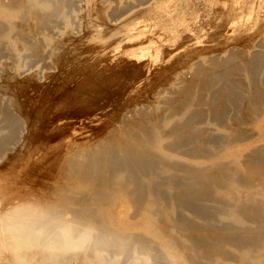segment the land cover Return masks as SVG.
<instances>
[{
  "label": "bare ground",
  "instance_id": "6f19581e",
  "mask_svg": "<svg viewBox=\"0 0 264 264\" xmlns=\"http://www.w3.org/2000/svg\"><path fill=\"white\" fill-rule=\"evenodd\" d=\"M77 1L0 0V158L26 128L4 84L40 68L1 57L44 64ZM258 34L200 56L151 107L71 152L61 169L70 182L51 199L0 205V264H264V27Z\"/></svg>",
  "mask_w": 264,
  "mask_h": 264
},
{
  "label": "rangeland",
  "instance_id": "374dc122",
  "mask_svg": "<svg viewBox=\"0 0 264 264\" xmlns=\"http://www.w3.org/2000/svg\"><path fill=\"white\" fill-rule=\"evenodd\" d=\"M74 8L72 23L56 28L59 49L48 66L1 57L6 67L40 68L2 89L26 128L0 158V205L51 199L71 152L151 107L200 56L246 46L264 27V0H78Z\"/></svg>",
  "mask_w": 264,
  "mask_h": 264
}]
</instances>
